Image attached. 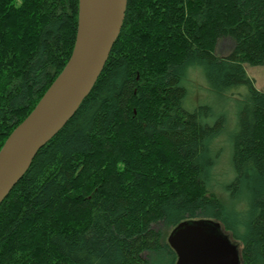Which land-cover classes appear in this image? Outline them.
Segmentation results:
<instances>
[{
  "label": "trees",
  "instance_id": "16d2710c",
  "mask_svg": "<svg viewBox=\"0 0 264 264\" xmlns=\"http://www.w3.org/2000/svg\"><path fill=\"white\" fill-rule=\"evenodd\" d=\"M78 17L79 0H0V150L69 61ZM246 64L264 66V0H129L90 94L0 204V264H176L164 229L185 220L264 264V90ZM195 72L236 106L227 183L228 114L188 101Z\"/></svg>",
  "mask_w": 264,
  "mask_h": 264
},
{
  "label": "water",
  "instance_id": "95a60500",
  "mask_svg": "<svg viewBox=\"0 0 264 264\" xmlns=\"http://www.w3.org/2000/svg\"><path fill=\"white\" fill-rule=\"evenodd\" d=\"M129 0H79L76 41L66 66L0 150V204L37 152L90 94L124 25ZM177 264H240V249L220 224L185 220L168 237Z\"/></svg>",
  "mask_w": 264,
  "mask_h": 264
},
{
  "label": "rangeland",
  "instance_id": "374dc122",
  "mask_svg": "<svg viewBox=\"0 0 264 264\" xmlns=\"http://www.w3.org/2000/svg\"><path fill=\"white\" fill-rule=\"evenodd\" d=\"M233 46V42L230 39H222L219 42L218 45V53L219 54H226L228 53ZM246 70L248 75L255 80L256 86L260 90H264V66H251L249 64H246ZM195 78H197L199 81L202 80L200 79L199 74L197 72L193 73V76H191V79L193 81V86L190 87V94L188 97V101L190 103L197 104H205L209 103L215 113L216 116H219L221 114H228V120L227 124L225 126L224 132H222L218 138V141L214 144L220 145L223 147L222 155L221 158L219 159L218 163H215L217 174H219L220 178L216 176L215 181H222V183H227L229 179L231 178V169H230V141H231V136L235 130V112H236V106L231 100H226V99H220L218 96L211 94L209 91H203L202 88L200 87V83L198 84L195 82ZM203 82V81H202ZM199 101V102H198ZM220 165V166H219ZM224 172V173H223ZM219 181V182H220ZM214 186V191L217 192L218 194H223L224 192L220 187ZM225 197V196H224ZM171 233L170 230H165L164 229V234L165 237H168L169 234Z\"/></svg>",
  "mask_w": 264,
  "mask_h": 264
},
{
  "label": "bare ground",
  "instance_id": "6f19581e",
  "mask_svg": "<svg viewBox=\"0 0 264 264\" xmlns=\"http://www.w3.org/2000/svg\"><path fill=\"white\" fill-rule=\"evenodd\" d=\"M119 36H120V35H119ZM118 38H119V37H118ZM114 45H115V44H114ZM112 49H113V48H112ZM65 66H66V65H65ZM53 82H54V81H53ZM47 90H48V89H47ZM44 94H45V93H44ZM42 97H43V96H42ZM42 97H41V98H42ZM40 100H41V99H40ZM25 119H26V118H25ZM172 231H173V230H172ZM172 231H171V232H172ZM220 231H221L222 233L228 234V233H226V232L221 228V225H220ZM170 234H171V233H170ZM170 234H169V235H170ZM228 235H229V234H228ZM168 237H169V236H168ZM229 237H230V236H229ZM231 239H232V238H231ZM167 240H168V238H167ZM232 240H233V239H232ZM233 242H234V240H233ZM168 243H169V241H168ZM238 247H239V246H238ZM176 254H177V253H176ZM177 258H178V257H177ZM176 264H177V261H176Z\"/></svg>",
  "mask_w": 264,
  "mask_h": 264
}]
</instances>
